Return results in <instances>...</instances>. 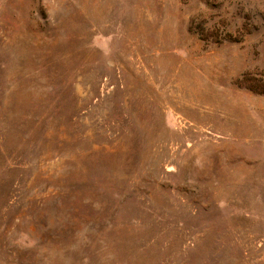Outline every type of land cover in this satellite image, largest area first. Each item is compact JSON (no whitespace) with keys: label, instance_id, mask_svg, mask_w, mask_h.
Segmentation results:
<instances>
[{"label":"rangeland","instance_id":"obj_1","mask_svg":"<svg viewBox=\"0 0 264 264\" xmlns=\"http://www.w3.org/2000/svg\"><path fill=\"white\" fill-rule=\"evenodd\" d=\"M0 264H264V0H0Z\"/></svg>","mask_w":264,"mask_h":264}]
</instances>
